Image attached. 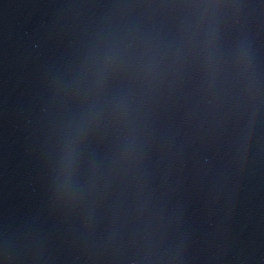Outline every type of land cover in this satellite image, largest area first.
Returning a JSON list of instances; mask_svg holds the SVG:
<instances>
[{
  "label": "water",
  "instance_id": "water-1",
  "mask_svg": "<svg viewBox=\"0 0 264 264\" xmlns=\"http://www.w3.org/2000/svg\"><path fill=\"white\" fill-rule=\"evenodd\" d=\"M0 264H264V0H0Z\"/></svg>",
  "mask_w": 264,
  "mask_h": 264
}]
</instances>
